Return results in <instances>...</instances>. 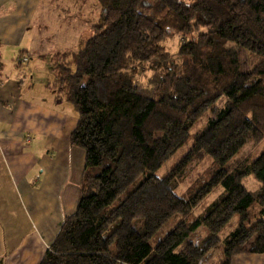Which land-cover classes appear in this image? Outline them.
<instances>
[{"label": "trees", "instance_id": "obj_1", "mask_svg": "<svg viewBox=\"0 0 264 264\" xmlns=\"http://www.w3.org/2000/svg\"><path fill=\"white\" fill-rule=\"evenodd\" d=\"M94 2L95 20L71 8L60 11L64 19L52 8L56 27L73 31L71 46L53 48L56 30L39 35L35 46L52 68L48 88L77 112L70 143L86 159L76 211L39 264H203L221 242L219 259L208 264L264 253V151L237 158L264 140V0ZM80 28L89 29L82 47ZM176 35L183 40L172 53L165 44ZM241 49L258 59L248 70ZM145 64L148 91L137 79ZM206 157L210 169L180 192L187 169ZM249 176L259 189L244 184ZM220 185L222 195L196 213ZM235 215L237 225L222 237ZM174 217V227L154 241Z\"/></svg>", "mask_w": 264, "mask_h": 264}, {"label": "crops", "instance_id": "obj_2", "mask_svg": "<svg viewBox=\"0 0 264 264\" xmlns=\"http://www.w3.org/2000/svg\"><path fill=\"white\" fill-rule=\"evenodd\" d=\"M53 1L0 0V264H39L80 197L85 151L70 143L78 115L48 88V58L35 55L37 37L58 20ZM232 264H264V253Z\"/></svg>", "mask_w": 264, "mask_h": 264}, {"label": "rangeland", "instance_id": "obj_3", "mask_svg": "<svg viewBox=\"0 0 264 264\" xmlns=\"http://www.w3.org/2000/svg\"><path fill=\"white\" fill-rule=\"evenodd\" d=\"M70 0H54L52 2V8L55 9V11L62 16L64 19L68 17L67 14L61 13L60 11L62 9H68L70 5H72L70 8L73 10L72 11H77V10H82L81 14L79 15L80 19H86L88 16V13L86 10L91 9L90 13L93 18H96L97 12H94V5L91 6H85L88 3V0L86 1H81V2H74V0L69 3ZM70 9V10H71ZM90 16V15H89ZM58 17V16H57ZM59 21V17H58ZM52 31L57 32L56 39L53 41V48L57 49H64L68 48V46H71L73 41H74V33L73 31L69 30L67 27L63 26L64 24H61L58 28L56 27L55 22H53L52 19ZM80 42H79V47H82L85 40L86 36L84 35L83 37H80ZM183 40V36L181 35H176L172 36L169 38L166 42V47L168 50H170L172 53H177L178 48L180 46V43ZM34 58V57H33ZM240 58L242 62V68L244 70H248L249 68L253 67V65L257 62V57L255 55L250 54L248 51L241 49L240 50ZM26 66H23L22 70L19 68V71H23ZM140 71L137 74V79L139 82V86L143 91H148L149 89V83L148 79L152 75L151 70H149V65L145 64L142 65L139 69ZM221 104V101L220 103ZM207 118H203V120L198 123L194 128L193 131H196L200 127L203 126V124L206 122ZM191 144V141L184 146L182 149L178 151V153L173 156L162 168L161 172L159 173L160 175H164L169 172L170 169L181 159L183 154L188 150L189 145ZM264 151V140H262L259 143L255 144H249L247 145L240 154H238L237 158L243 159L244 157H249L250 159H254L258 157L262 152ZM212 160L208 157L203 158L199 161H196L192 163L187 169L186 172V177L185 181L181 183L179 187L180 192H185L188 190V187L196 180L199 178H202L204 174L207 173V171L210 169ZM138 175V173H137ZM244 184L251 190H257L260 188L261 183L254 177V176H249L243 179ZM125 188V186L121 187L117 192H115L111 198L110 201H113ZM224 192V187L222 185L216 187L214 191H212L200 204L199 206L195 209L196 213H200L201 210H203L205 207L209 206L212 204L218 197L222 195ZM179 219V217H174L172 220H170L168 223L164 225L162 229H160L157 234L154 237V241L160 239L163 237L170 229H172L176 223V221ZM238 223V215H235L232 220L227 224L225 231L222 234V237H224L229 231H231ZM205 233V227L200 228L196 233L192 235V239H196L200 237V235ZM223 242H221L218 246L213 248L207 255V260L203 264H208L211 262H215L219 259V256L221 255L223 251Z\"/></svg>", "mask_w": 264, "mask_h": 264}, {"label": "built area", "instance_id": "obj_4", "mask_svg": "<svg viewBox=\"0 0 264 264\" xmlns=\"http://www.w3.org/2000/svg\"><path fill=\"white\" fill-rule=\"evenodd\" d=\"M26 59V58H25Z\"/></svg>", "mask_w": 264, "mask_h": 264}]
</instances>
